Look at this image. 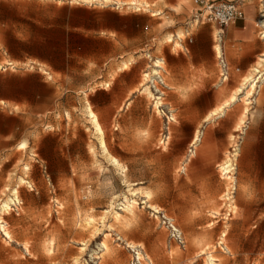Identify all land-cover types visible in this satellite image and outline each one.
<instances>
[{"label":"rangeland","instance_id":"rangeland-1","mask_svg":"<svg viewBox=\"0 0 264 264\" xmlns=\"http://www.w3.org/2000/svg\"><path fill=\"white\" fill-rule=\"evenodd\" d=\"M135 1L0 0V264H138L137 251L143 264H208L209 253L213 264H264V82L205 120L264 64L258 55L236 72L228 61L222 81L217 54H234L223 33L233 24L201 19L194 0ZM120 14L132 19L130 48L84 68L75 54L109 45L80 32ZM185 42H210L212 56ZM156 60L160 100L144 77ZM205 151L220 159L201 161Z\"/></svg>","mask_w":264,"mask_h":264},{"label":"crops","instance_id":"crops-1","mask_svg":"<svg viewBox=\"0 0 264 264\" xmlns=\"http://www.w3.org/2000/svg\"><path fill=\"white\" fill-rule=\"evenodd\" d=\"M211 1V0H207ZM229 1H235L239 3L242 6L243 10V18L238 22V24L234 23L233 25H229L224 28V35L226 38H228V44L232 46L234 49V54L229 55L225 58L228 66L229 63L232 65H237L238 67L235 68L236 72H240L241 70H247L250 65L255 63L256 56L262 55L261 49L262 46H259L254 38V35H252V22L254 21L255 16L258 12L261 13L260 18L258 21L255 22V26L253 29H255V32L257 35H259L260 31V25L259 23H262L264 25V21L262 20V17H264V0H229ZM263 14V15H262ZM261 20V21H260ZM132 21L131 17L127 14H120L118 21L113 24V27L111 29H102L98 31H94V34H88L86 32H80V36L84 38H88L91 40V43H94V41H102L104 43H107L109 45V48L107 50L97 49L92 51H83V53L75 54L77 59L79 60V63L81 65H84V68L87 67V64L89 62L98 64L103 62L105 57L107 56H114L117 54H120L122 51L128 50L130 47L126 43L124 45V40L128 39L127 35V27L130 25V22ZM137 27H139V23L136 24ZM260 39H262L260 37ZM185 48H195V49H202L205 50V53H203V56L201 59L204 58L208 59L212 56L211 52V43L210 42H185L184 43ZM214 47V46H213ZM221 50V49H220ZM218 52V51H216ZM176 56H179V54H175ZM218 55V54H217ZM180 56H185V53H181ZM187 59H191L188 58ZM228 59V60H227ZM264 64V62H262ZM194 64H199L198 61H195ZM262 64H260L256 69L255 72L259 71L258 68L261 67ZM230 68V67H229ZM255 74V73H254ZM149 74H144V77L147 78ZM88 78V77H87ZM255 80V77H252ZM42 83H46L47 89L49 88L48 82H46L44 79H41ZM202 90H208L214 95V90L210 86H206L205 84L202 87ZM201 91V89H200ZM17 104V103H12ZM218 153V152H217ZM200 159L203 162H209L212 163L215 161H218L220 159L218 154H209V152H201Z\"/></svg>","mask_w":264,"mask_h":264},{"label":"built area","instance_id":"built-area-1","mask_svg":"<svg viewBox=\"0 0 264 264\" xmlns=\"http://www.w3.org/2000/svg\"><path fill=\"white\" fill-rule=\"evenodd\" d=\"M194 1L198 5H200L203 9L202 14H200L201 19L209 22H216L220 26H227L229 24H234L243 18L242 6L235 1H229V0H211V1L194 0ZM262 19H264V17H262ZM258 24L260 25L259 35L261 38H263L264 25L259 22ZM217 58L219 59L220 77L222 81H226L228 80L229 77V72H230L229 66L225 61V59L223 58L222 53H220V55H217ZM258 70L259 71L255 72L253 77L259 80V82H264V69L260 70L259 68ZM147 79L149 82H151V87L154 92V93L152 92V94L154 95L155 99L160 100L161 98H163L164 91L161 88L164 87V82L161 76L150 75L147 77ZM172 120L173 118L170 113L169 115H165V121L160 131L159 144L161 145V147H167L169 144V139H170L169 123ZM170 228L172 234L171 239L174 242H176L178 246L184 247L185 240L182 235V232L173 224H170ZM138 264H143V263L141 261H138Z\"/></svg>","mask_w":264,"mask_h":264},{"label":"bare ground","instance_id":"bare-ground-1","mask_svg":"<svg viewBox=\"0 0 264 264\" xmlns=\"http://www.w3.org/2000/svg\"><path fill=\"white\" fill-rule=\"evenodd\" d=\"M131 4H137V1H132L131 0ZM139 6V5H138ZM263 15V14H262ZM263 21H264V19H262ZM261 21V20H260ZM263 35H264V33H263ZM264 38V37H263ZM169 39V41L171 42L172 41V38H168ZM217 48V47H216ZM220 49V48H219ZM219 49H217L216 51H218ZM220 53H221V51H219V54L218 55H220ZM259 61L260 62H264V52L262 53V55H260V57H259ZM164 62V61H163ZM160 63H161V61L160 60H156L155 62H154V64H153V68L154 69H152V71H151V74L150 75H152V76H156V75H158V69H160ZM257 64H258V62H256ZM126 66V64H124V67ZM255 69L256 68H254V70L253 71H255ZM257 72V71H256ZM153 73V74H152ZM149 75V76H150ZM248 76V75H247ZM148 77V76H147ZM253 77V76H252ZM251 76H248V77H246V78H243L244 79V81H242V83H241V86H239V87H237V89H235L236 91H235V93L234 94H232V96L228 99V100H226V101H224L221 105H218L217 107H215L214 109H212L211 111H210V113L208 114V115H206V117H205V120H208L211 116H213V115H216V114H219L222 110H224V109H226L227 107H229L232 103H234L235 102V100H236V97H237V95H239V94H241L242 93V90L244 89V85L246 86V83H248L249 85H248V90L246 91V95L247 96H250V95H252V93H253V91H254V89H255V87H256V82L257 81H259V80H257L256 78H255V80H254V78H252ZM147 89V88H146ZM149 94H151V93H149ZM157 103V102H156ZM156 105V104H155ZM92 112V111H91ZM93 123H94V126H95V130H96V132L100 135V145H101V147H102V149H103V151L104 152H107V148H106V145H105V142H104V140H103V129H102V127H101V125L98 123V121H97V119H96V117H94L93 116ZM199 133L200 132H197L194 136H193V139H192V141H191V147H195L196 146V144H197V142L199 141ZM201 135V134H200ZM191 152H192V150H191ZM229 167H230V165H229V162L227 163V162H225V163H223L222 165H220V168H221V171L223 172V174L227 177V178H230V176H228V174H229ZM16 193V192H15ZM9 202H13V200H10ZM9 202H4L3 203V205H2V210L4 211V210H9L10 209V203ZM127 209H129V210H133V204H127V207H126ZM135 211V210H134ZM115 215V218H118L120 215L118 214V213H115L114 214ZM0 231L2 232V234L4 235V236H8L9 237V234H8V232H7V230L4 228V224H3V221H2V218H0ZM131 246V245H130ZM104 247H105V245H104ZM132 247V246H131ZM103 248V247H102ZM136 248V247H135ZM136 253V256H137V259H138V261H141V259H144V256L142 255V253L141 252H139V251H137V252H135ZM206 260H207V263L208 264H213V256H211L210 255V253L209 254H207V258H206Z\"/></svg>","mask_w":264,"mask_h":264}]
</instances>
